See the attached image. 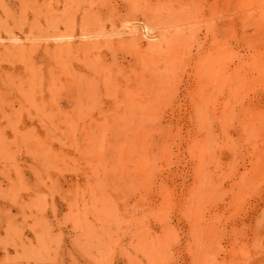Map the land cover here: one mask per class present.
<instances>
[{"label":"rangeland","instance_id":"obj_1","mask_svg":"<svg viewBox=\"0 0 264 264\" xmlns=\"http://www.w3.org/2000/svg\"><path fill=\"white\" fill-rule=\"evenodd\" d=\"M0 264H264V0H0Z\"/></svg>","mask_w":264,"mask_h":264},{"label":"bare ground","instance_id":"obj_2","mask_svg":"<svg viewBox=\"0 0 264 264\" xmlns=\"http://www.w3.org/2000/svg\"><path fill=\"white\" fill-rule=\"evenodd\" d=\"M64 37V36H63ZM61 40V39H60ZM199 110V109H198ZM227 113V112H226Z\"/></svg>","mask_w":264,"mask_h":264}]
</instances>
